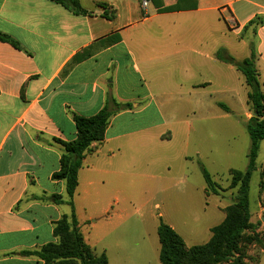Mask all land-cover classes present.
Here are the masks:
<instances>
[{
    "label": "crops",
    "instance_id": "1",
    "mask_svg": "<svg viewBox=\"0 0 264 264\" xmlns=\"http://www.w3.org/2000/svg\"><path fill=\"white\" fill-rule=\"evenodd\" d=\"M147 1L145 10L142 0H80L90 14L75 15L49 0H0V34L20 46L0 40V264H46L25 253L59 242L55 225L72 208L65 181L53 175L61 168L58 141L77 139L74 116H95L109 98L133 106L111 118L104 141L85 156L74 207L96 255L105 253L108 264H136L135 250L123 239L138 233L126 229L141 219L131 204L130 171L134 164L172 170L174 136L162 109L172 93L165 92H177L174 100L187 106L189 87L193 94L222 78L226 83L216 94L234 98L228 82L240 72L216 53L225 49L243 61L252 45L264 89V0ZM114 35L120 42L105 44ZM231 35L240 40L239 48ZM193 72L210 75L192 83ZM182 158L197 162L186 154ZM150 187L148 193L157 188ZM160 218L175 228L163 213L151 214V230L137 242L142 264H161Z\"/></svg>",
    "mask_w": 264,
    "mask_h": 264
},
{
    "label": "rangeland",
    "instance_id": "2",
    "mask_svg": "<svg viewBox=\"0 0 264 264\" xmlns=\"http://www.w3.org/2000/svg\"><path fill=\"white\" fill-rule=\"evenodd\" d=\"M231 38L236 48H239L240 40L232 35ZM260 68L264 81L261 64ZM207 73L193 72L189 75V78L191 77L189 82H198L202 77L210 75ZM237 76V78L230 76L228 82L236 90L234 98L216 94L222 89V84L226 83L222 78L215 81L216 77L214 78L216 85L212 88L194 90L191 94L192 90L189 87L187 106H181L179 101L174 100L177 92H165L168 95L172 93L167 106L162 108L165 116L170 119L167 131L174 136L170 146V150L174 152L172 170L167 172L160 164L152 169H147L142 164H134L130 171V179L134 184L131 204L134 205V209H139L141 219L136 225L126 229L138 230V233L128 234V237L123 236V239L135 250L136 264L143 263L141 258L143 250L138 243H143L144 230H151L152 213H163L166 221L175 227L188 246L206 244L212 235L207 230L224 221L226 216L224 209L232 205L237 193V189L231 188L230 172L232 170L244 172L248 168L251 147V138L245 126L252 116L250 107L246 105L250 88L240 73ZM201 92L205 93L194 94ZM218 103L226 105L228 111ZM225 115L228 118L223 119ZM179 121L182 123L179 124ZM175 153L180 154L178 158ZM184 154L195 157L197 162L186 163L182 158ZM199 160L209 171L214 182L224 190L221 195L207 191ZM149 175L157 179H150ZM145 184H148L147 188ZM151 184H155L157 188L148 193ZM250 202L251 222L257 226L255 234H258L260 242L250 243L248 239L252 233L249 232L242 242V249L250 263L264 264V141L257 160V170L250 184ZM157 204L160 205L158 210L155 208Z\"/></svg>",
    "mask_w": 264,
    "mask_h": 264
},
{
    "label": "trees",
    "instance_id": "3",
    "mask_svg": "<svg viewBox=\"0 0 264 264\" xmlns=\"http://www.w3.org/2000/svg\"><path fill=\"white\" fill-rule=\"evenodd\" d=\"M49 1L63 6L75 15L90 14L82 8L80 0ZM0 40L20 49L19 44L8 36L0 34ZM120 40L119 35H114L104 42L112 45ZM216 58L235 67L250 88L248 105L252 111V117L246 123V130L251 138L249 165L244 172L238 170L230 172L231 188L237 189V193L232 205L225 209L224 221L211 229L212 237L208 243L188 247L184 239L160 218L158 236L161 244V264H252L242 249V242L249 232L252 233L248 239L250 243L260 242L258 234H255L257 226L251 222L250 209V184L257 170L260 146L264 141V89L256 66L255 47L251 46L250 57L243 61H237L229 56L225 49H220L216 53ZM220 106L228 111L226 106L222 104ZM132 108L131 104H120L115 99L109 98L104 108L95 116L89 118L74 116L77 139L70 143L58 141L63 148L61 168L53 175L54 180L65 181L68 195L66 203L72 208V213L55 225L54 236L58 238V243H50L40 251L26 252V255H35L46 264H108L105 253L96 255L86 243L78 226L74 197L79 186V172L85 156L92 152L95 143L104 141L111 118L117 113ZM198 163L202 169L207 191L214 195H221L224 190L214 182L200 160ZM54 199L56 203H64L59 196H54Z\"/></svg>",
    "mask_w": 264,
    "mask_h": 264
},
{
    "label": "built area",
    "instance_id": "4",
    "mask_svg": "<svg viewBox=\"0 0 264 264\" xmlns=\"http://www.w3.org/2000/svg\"><path fill=\"white\" fill-rule=\"evenodd\" d=\"M149 2L147 0H142V6L146 10L148 8Z\"/></svg>",
    "mask_w": 264,
    "mask_h": 264
}]
</instances>
